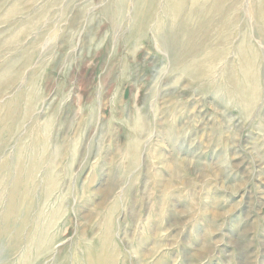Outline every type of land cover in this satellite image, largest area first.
Wrapping results in <instances>:
<instances>
[{
  "label": "rangeland",
  "instance_id": "rangeland-1",
  "mask_svg": "<svg viewBox=\"0 0 264 264\" xmlns=\"http://www.w3.org/2000/svg\"><path fill=\"white\" fill-rule=\"evenodd\" d=\"M259 2L0 0V264H264Z\"/></svg>",
  "mask_w": 264,
  "mask_h": 264
},
{
  "label": "bare ground",
  "instance_id": "bare-ground-1",
  "mask_svg": "<svg viewBox=\"0 0 264 264\" xmlns=\"http://www.w3.org/2000/svg\"><path fill=\"white\" fill-rule=\"evenodd\" d=\"M136 1V6H140L143 2H144V0H135ZM178 4V3H177ZM253 11H254V15L256 16V18L260 21V22H264V4L262 3V0H260V2L259 3H255L254 5H253ZM137 13H139V12H136V14H135V16H134V19H135V21L136 20H141V18H143V14L142 13H139V17H138V15H137ZM191 15V14H190ZM201 15V14H200ZM136 26H138V25H136ZM136 30H139L138 29V27H136L135 28ZM239 55H240V57H241V62H242V65H243V69H241L242 70V76H243V71H245V70H247V68L248 69H252V70H254L253 68H249L250 67V65H249V60H248V58H247V56H246V53H244V52H241V53H239ZM250 58H251V55H250ZM254 61V60H253ZM252 62V61H251ZM252 64H254V62H252ZM251 64V65H252ZM199 66V65H198ZM255 66V65H254ZM251 67H253V66H251ZM202 72V71H201ZM200 72V73H201ZM248 72V71H247ZM250 72V71H249ZM254 72V71H253ZM196 74V73H195ZM240 74V73H239ZM194 75V74H193ZM199 75H202V74H199ZM251 76H252V73L250 74ZM245 76V78H246V76L247 75H244ZM244 76H243V78H244ZM249 76V75H248ZM247 76V77H248ZM194 78H196V76L194 77ZM234 79V78H233ZM232 79V80H233ZM199 80V79H198ZM235 81H236V79H234ZM244 80V79H243ZM246 80V79H245ZM244 80V81H245ZM253 80V79H252ZM228 82V81H227ZM226 82V83H227ZM246 82V81H245ZM233 84L231 85V84H229V85H231V89H232V91L230 92H228V96L230 97V99H231V97H232V93L233 94H235L236 95V102L235 103H238V104H240V105H242V107L244 108V106H245V108L246 107H248V105H250L252 102H254V100L256 101V99H257V92H256V88H255V90H252L251 91V89L250 90H247V88H249V87H251V86H253V85H251V86H248V85H246V84H243V83H236V82H232ZM221 92H223L224 94L225 93H227L226 91H222L221 90ZM13 115V114H12ZM13 117V116H12ZM9 118V117H8ZM7 118V119H8ZM6 119V120H7ZM13 119V118H12ZM10 120V122H11V119H8L7 121H9ZM13 121V120H12ZM3 122V121H2ZM1 122V123H2ZM4 123H6L5 122V120H4ZM8 125V124H7ZM10 126V125H9ZM1 128H2V126H1ZM2 130V129H1ZM8 130H9V127H8ZM7 130V131H8ZM11 130V129H10ZM105 236V235H104ZM103 236V237H104ZM33 240V239H32ZM103 241V240H102ZM125 242V241H124ZM155 248V247H154ZM153 248V249H154ZM103 249V248H102ZM106 249V248H105ZM152 249V250H153ZM154 251V250H153ZM101 252H103V251H101ZM142 252V251H141ZM143 254V253H142ZM98 255V254H97ZM99 255H101V254H99ZM144 256V255H143ZM150 256V254H146L145 255V258H147V257H149ZM92 259V258H91ZM95 263H97V264H108V263H110L109 262V258H107V257H103L102 255H101V257H97V259H95Z\"/></svg>",
  "mask_w": 264,
  "mask_h": 264
}]
</instances>
